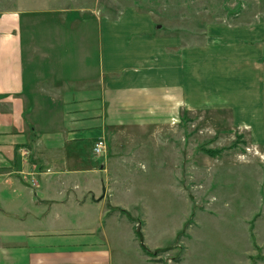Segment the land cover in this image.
Wrapping results in <instances>:
<instances>
[{
	"label": "crops",
	"instance_id": "1",
	"mask_svg": "<svg viewBox=\"0 0 264 264\" xmlns=\"http://www.w3.org/2000/svg\"><path fill=\"white\" fill-rule=\"evenodd\" d=\"M45 13L57 26L40 35L32 25ZM114 30L106 16L43 8L0 14V264H114L112 246L94 236L109 218L126 220L108 215L126 210L108 206V190L124 162L142 150L138 136L161 138L175 150L180 113L231 109L238 126L250 128L252 142L264 143L262 45L198 48L192 55L189 41L163 37L153 25L143 37ZM257 34L250 33L251 43L264 40ZM143 41L150 49L133 47ZM207 54L214 77L224 80L214 82L215 95L209 78L202 85L191 74ZM98 137L107 151L96 162L90 152ZM101 203L103 211L95 207Z\"/></svg>",
	"mask_w": 264,
	"mask_h": 264
},
{
	"label": "rangeland",
	"instance_id": "2",
	"mask_svg": "<svg viewBox=\"0 0 264 264\" xmlns=\"http://www.w3.org/2000/svg\"><path fill=\"white\" fill-rule=\"evenodd\" d=\"M32 8L106 16L114 32L130 38L143 37L153 25L163 37L189 41L192 55L198 48L214 53L216 47L230 52L244 45L264 47V40L250 42V33L264 35V0H0V14ZM136 15L142 19L130 18ZM53 16H36L32 29H37L28 31L45 35L55 30ZM140 46L150 44H133ZM211 56H205L199 72L200 63H194L191 74L203 78L202 85L209 78L205 84L215 95L219 86L214 82L224 80L208 66L214 63ZM226 62L234 63L229 57ZM229 95L224 92L221 98ZM174 125L173 151L161 138L138 136L142 150L120 162V177L108 190V206L125 208L133 220L126 210L111 209L108 215L127 221L109 218L105 231L94 236L112 246L114 264H264V143L254 144L250 128L239 127L228 108L191 109L180 113ZM22 153L29 156L27 150ZM90 154L96 162L105 155ZM95 207L103 211L106 204ZM141 244L165 250L151 256V262L138 250Z\"/></svg>",
	"mask_w": 264,
	"mask_h": 264
},
{
	"label": "built area",
	"instance_id": "3",
	"mask_svg": "<svg viewBox=\"0 0 264 264\" xmlns=\"http://www.w3.org/2000/svg\"><path fill=\"white\" fill-rule=\"evenodd\" d=\"M94 144L92 146V151L94 155H102L107 151V142L103 137H98L94 140Z\"/></svg>",
	"mask_w": 264,
	"mask_h": 264
},
{
	"label": "trees",
	"instance_id": "4",
	"mask_svg": "<svg viewBox=\"0 0 264 264\" xmlns=\"http://www.w3.org/2000/svg\"><path fill=\"white\" fill-rule=\"evenodd\" d=\"M140 249L142 250V252L147 255V256H153L157 251H163L165 249H158V250H155V251H150L148 248H146L143 244H141L140 246Z\"/></svg>",
	"mask_w": 264,
	"mask_h": 264
}]
</instances>
